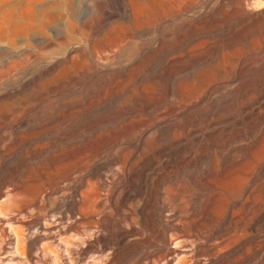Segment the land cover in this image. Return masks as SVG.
<instances>
[{
    "label": "bare ground",
    "instance_id": "obj_1",
    "mask_svg": "<svg viewBox=\"0 0 264 264\" xmlns=\"http://www.w3.org/2000/svg\"><path fill=\"white\" fill-rule=\"evenodd\" d=\"M25 1L44 24L68 19L65 40L99 10L98 75L117 72L119 52L161 82L174 62L190 74L199 29L214 54L248 27L264 40L261 0H219L198 15L195 0H180L157 23L166 0ZM178 19L188 21L175 32ZM203 74L188 87H142L143 104L132 90V106L114 87L1 91L0 264H264V87Z\"/></svg>",
    "mask_w": 264,
    "mask_h": 264
},
{
    "label": "rangeland",
    "instance_id": "obj_2",
    "mask_svg": "<svg viewBox=\"0 0 264 264\" xmlns=\"http://www.w3.org/2000/svg\"><path fill=\"white\" fill-rule=\"evenodd\" d=\"M132 1L136 3L138 0ZM179 1L166 0L165 4L159 8V14L154 16L151 22L157 23L161 17H165L167 20L171 19V15L168 14L169 6L178 5ZM187 1L192 2L193 0ZM218 1L195 0L197 4L195 15H198L201 10L212 11ZM261 1L264 6V0ZM21 2L25 5H22ZM21 2L19 0H0V7L13 4L17 7L11 6L8 9L11 15L6 10L0 14V92L8 87H114L113 92L119 93L118 100L120 102L131 105V93L134 90L137 99L141 100L140 103L143 104L142 87H169L168 84L171 78L172 87H188L194 81L192 79L195 78L196 80L198 77L203 76V73H206L205 77L209 75L211 78L212 73L210 71L215 69H221L223 72L218 76L213 75L210 85L215 84L214 79L218 81V78L221 77L232 78L234 84L240 85V87H264V40H262L263 35L260 29L248 27L244 30L241 40L235 47L227 48V50L222 48L217 54L203 48L202 43L207 38L205 31L195 30V49H197L195 55H199L201 60L197 65H194L190 74H187L184 67H181L185 60L168 64L165 67L168 75H165V78L163 77L162 82L158 79V76L155 78L153 75L141 72V67L138 65L125 67L130 52L118 53V59L113 62V67H118L117 72L98 75L95 71V63L93 64L89 58L91 56V46L101 38L98 33L102 28L100 12L96 7L89 8L87 12L90 29L74 35L72 40L68 38L65 40L60 35L67 28L68 19L51 20L48 24H44L37 11L38 9H31L25 0ZM16 3L21 6L16 5ZM36 12L37 15L34 16ZM191 14L189 13V15ZM186 21L188 20L170 21L172 22V29L175 32L180 31L187 24ZM210 27L212 25H209ZM94 46L98 47L96 44ZM180 51L185 53L186 48ZM230 57L234 59H230ZM239 59H243L245 62L244 74L238 72ZM251 69L252 73L246 72ZM126 86L132 87L131 90H124L123 87ZM16 98L17 96L13 97V100L16 101ZM180 99L178 97L176 102H180ZM184 102H188V100L186 99ZM145 103H148V101L146 100ZM5 108L7 106L0 103V120L4 117L3 110ZM16 108H18L17 103L12 107L13 111ZM136 110L138 112L135 113L137 116L140 107H137ZM125 114L126 111H123L119 115L121 117Z\"/></svg>",
    "mask_w": 264,
    "mask_h": 264
}]
</instances>
